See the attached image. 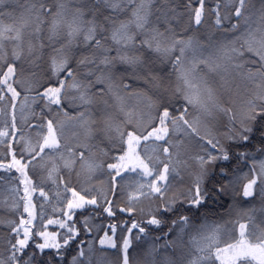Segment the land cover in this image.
I'll return each mask as SVG.
<instances>
[{"label": "snow or ice", "instance_id": "6c2138e0", "mask_svg": "<svg viewBox=\"0 0 264 264\" xmlns=\"http://www.w3.org/2000/svg\"><path fill=\"white\" fill-rule=\"evenodd\" d=\"M207 2L208 0H186L185 8L190 17V25L180 32L175 26L179 23V15H169L176 12L175 7H168L167 10L161 7L173 4L174 0H16L17 6L10 11L5 12L0 8V102L7 100L12 109L11 123L0 130V144H7L8 147L5 155L0 157V169L7 172L15 169L23 178H17L18 183L23 185V195H20L19 187L13 189L18 196L13 209L18 211L22 208V212L18 220L9 222L10 255L7 260L0 259V264H52L54 257L62 256L63 250L69 248L80 233L76 227L78 221L74 219L78 210L88 211L89 207L93 210L102 207L103 212L113 219L117 217V212L133 214L136 211L134 206L119 207L113 199L108 198L109 194L116 196L118 180L126 173L151 178L146 183L138 184L136 191L129 195V205L142 199L161 202L151 209L147 225L159 228L168 223L166 217L169 214L177 216L170 221L172 227L164 233L165 238L171 233H175L174 237L166 239L159 248L153 246L146 252L144 264H214V261H219L220 264H264V232L256 235L252 223H239V238L228 242L219 226L197 227L191 223L189 216L178 215L186 207L199 209L209 198L226 195L241 180H247V183L242 184L237 195L244 198L254 196L258 179L262 185L260 190L264 194V161L260 162L259 176L253 175L251 179L248 174L236 176L238 169L229 170L218 165V162H229L233 158L247 160L251 155L247 150L235 152L233 148L247 149L252 146L264 154V0H261L262 6L255 12L250 8L251 0H229L230 7L223 13L222 0H215V7L206 9ZM4 5L5 0H0V6ZM207 14L214 16L215 26L223 30L226 36L231 34L230 39L218 43L215 52L209 55H205V45L197 37H185L182 34L202 25ZM5 17L11 22L5 23ZM230 19H235L236 22L224 28V21ZM45 31L53 45L48 56V68L56 78V83L55 86L50 83L44 86L36 81L37 87H42L43 90L37 92L33 101L39 98L47 101L45 107L56 105L62 109L64 102L69 100V91L78 93L71 97V102L74 107L84 108L85 111L69 119L79 120L81 127L88 129L90 136L99 137V155L109 157L111 151L122 153L110 157L116 161L107 163L110 186L107 190H96V195H92L94 186L84 185H90L94 174L104 167L103 162H97V153L84 145L85 150L78 153L69 148L70 158L65 159L61 153L63 125L58 135L52 120L47 121V134H38L42 143L37 145H32L30 140L25 141L20 129L16 127L15 102L20 97V92L17 91V86L21 83L19 77L29 71L22 65L27 62L38 67L37 61L41 58L45 45L43 42L34 43L33 37L38 38ZM60 40L63 42L55 47ZM80 40L92 50L77 62L78 67L86 69L85 80L76 78L69 55L72 47L77 46ZM5 41L11 42L10 51L6 49ZM141 49L156 54L161 62L171 64L176 76L175 87L164 89L163 93L155 97L143 94L148 111L125 112V118L120 123H116V118L104 110H101L99 119H93L88 106L95 102L96 97L102 98L106 93L113 94L121 102L120 111L124 112L123 98L114 92L111 70L117 62L133 67L143 64ZM113 52L115 55H112ZM229 67L246 68L247 79L256 85V90L248 94L238 113L229 107L221 108L216 89L207 78V72H226ZM29 75L36 80L35 71H29ZM61 75L64 76L63 79H60ZM93 76L95 79H88ZM94 87L96 90L93 92ZM123 87L127 88V85ZM169 91L170 95L167 94ZM24 99L26 101L28 97L25 96ZM175 103L182 105L179 110L174 108ZM217 110L229 115L230 126L227 132L219 138L200 136L201 118L210 117ZM193 113L197 115L193 116ZM64 115L67 116V112ZM36 127L43 128L42 125ZM148 128L151 130L144 134ZM175 131L195 135L210 147H204L202 152L190 157L195 164L191 185L186 190L169 196L172 180L179 176L178 166H188V161L181 159L182 143L173 144L169 138L170 132ZM17 135L19 140H15ZM5 138H12L20 144L19 151ZM254 141L258 142V147ZM149 142L153 145L152 152L162 151L165 160L148 154ZM156 142H162L166 146L161 147ZM105 143L110 147L99 146ZM49 153H60L63 167L78 179L82 178V182L72 186L71 179L60 177V168ZM49 161H52L51 168L47 167ZM158 164H162V168L157 167ZM30 170L34 175L38 170L47 171L46 179L51 180L57 188L62 186V192L54 193L63 204L62 208H53V214H58L57 218L46 219L44 204H40L39 213L36 211L33 194L39 185L29 176ZM217 177L219 180H216ZM2 179L0 176V180ZM39 196L48 199V193L43 187H39ZM87 220L88 217L85 216V228ZM53 226L59 231L48 230ZM118 228L119 224H109L100 244L116 248ZM133 229H137L139 233L146 232L140 222H133L127 229L129 235L120 237L123 264H129L128 249L132 243ZM37 237L42 238L43 242L35 243ZM136 238L139 239V236ZM46 250H55L54 256L47 261L42 260ZM81 257L84 258L83 261ZM72 261L73 264H85V261L92 264L90 254L86 256L83 248L73 256Z\"/></svg>", "mask_w": 264, "mask_h": 264}, {"label": "trees", "instance_id": "16d2710c", "mask_svg": "<svg viewBox=\"0 0 264 264\" xmlns=\"http://www.w3.org/2000/svg\"><path fill=\"white\" fill-rule=\"evenodd\" d=\"M6 1L7 2H5L4 6H0V8H2V10L5 12L10 11L13 7L17 6L16 0H11V1L6 0ZM185 4H186V0H174V3L171 5H163V6L157 5V6L164 7L165 10H167L168 7H175L176 12L169 13V15H173V14L179 15L180 17L179 23L175 25L178 32H180L182 28H188L190 25V17L185 8ZM252 6L261 7L262 6L261 0H251V7ZM214 7H215V0H212L211 2L208 1L206 3V9L214 8ZM229 7L230 5L228 4V2L222 0V8H221L222 13L227 11ZM207 15L208 17L207 16L205 17V20L202 23V25L198 27H193L192 30L187 33H182L183 35H185V37L187 36L197 37L200 40V42H203V44L204 42L211 43V47L209 46L205 47L206 48L205 55H209L211 52H214L215 51L214 46H216L218 43L224 42L226 39L229 38V36H231L230 33L227 34L226 36L223 30L218 29L215 26L213 15L211 14H207ZM4 22L10 23L11 20L8 17H5ZM235 22H236L235 19L224 21V28L230 27V25ZM206 31H208L209 33L204 40L203 37L201 36L204 35ZM43 34L45 35L47 34V32L45 31L37 38L39 41L37 42V44H39L40 42H43L45 44V42L43 41ZM62 42L63 40H60L54 46L59 47V44ZM49 46L50 48L53 47V45H49ZM44 49H49V48L45 46ZM91 51L92 50L88 48L87 46H85L82 40H80L77 42V46L72 47L69 53L70 58H71V67L75 70L76 78H78L79 80H85L84 72L86 71V69L83 66L78 67L77 62L83 56L89 55ZM140 51L143 53V60H144L143 64L133 67L128 64L117 62L114 68H112L111 70L112 75H113L114 92L118 95L120 94L133 95L136 98L138 103L144 100L143 94L146 93L149 96L155 97L157 94L163 93L164 89L170 90L174 88L175 83H176V76H175V73L172 71V66L170 63L161 62L160 58L156 56V54L151 53L150 51H147L144 49H141ZM45 55L46 57H48L49 53L45 51ZM112 55H115V53L113 52ZM249 67H251V65ZM151 75H153V77L157 79L156 86L159 87L161 90L158 93L155 91H151L149 89L148 78ZM50 77L51 79H49ZM63 78L64 76L61 75L60 79H63ZM88 79H95V76L90 77ZM39 82L43 83L44 86H48L49 83L55 86L56 78L52 76V73L49 71L48 64L46 63L43 68V75L40 76ZM124 85H127V88L123 87ZM106 86L107 85H105V87ZM31 89L33 90L29 91L30 93L28 94L30 97H28V99L26 100V104H27L26 109H25L26 113H23L24 110H20L19 112H16L18 108H15V118L18 117L17 120H20V121H22L25 118L23 120L24 122L22 126V129H23L22 131L24 133L26 134L32 133L33 135L37 136L39 133H43L44 130H46V125H47L48 120H52L54 125L55 124L58 125V124H62L58 122L68 120L69 117H75L77 115L78 110L76 107L72 106L73 103L70 100L64 102V107L62 109L58 108L56 105L48 109L45 107L46 100L37 98L35 101H33V97H36L37 92L42 91L43 88L37 87V83H34L32 84ZM95 90L96 88L94 87L92 91L94 92ZM18 91L22 92V89L20 88ZM167 94L170 95L171 92L169 91ZM22 95L23 93H21L20 96L22 97ZM108 96H114V95L106 93L103 96V98L108 97ZM99 98L101 97H96L95 100ZM181 106L182 105L180 103L174 104V108L176 110H179ZM5 108L11 109L7 100L4 102H0V109L4 110ZM65 112H67L68 114L67 116L64 115ZM9 120H10V116L8 115L7 117H5V123H8ZM28 125H32V127H29ZM36 125H42L43 128L41 129L39 127H36ZM229 126H230L229 118L227 120L222 121V128L225 131L228 130ZM4 128H5V125L1 121L0 130H3ZM253 143L258 147V142L254 141ZM108 147H105V148H108ZM4 149H6V146H4ZM96 149L98 150V148ZM245 150L249 151L250 153L255 152L254 153L255 155L259 153L256 150V147H252V146H249L247 149L233 148V151L235 152L245 151ZM120 154H122L120 151H111L109 152V157L101 156L102 158L101 162H103L104 164L103 168L107 172L106 177L108 178V182L104 181L105 183H102L103 188H101L100 190H107L110 186L109 185L110 176H109V171L107 170V163L116 162L110 157L117 156ZM2 156L4 155L0 153V157ZM241 163L243 164L239 166V164ZM234 164H237L236 168L244 169L248 165V158L247 160L242 159V158L241 159L233 158L229 162H223V161L218 162L219 167H227L229 168V170L233 169ZM10 173H17V172L13 170H11V172H7L3 169H0V176L3 177V179L0 181L1 182L7 181L10 184L14 185L15 187H18L17 186L19 184L18 180L9 176V175L16 176V174H10ZM134 174L135 173L123 174V178L118 180V190H117L116 196L113 197L111 194H109L108 198L113 199L115 202V205L119 207H129L130 206L127 200V196L131 191L130 184L136 182L137 180ZM248 174H250V172ZM131 180L133 181L130 182ZM216 180H219V177H217ZM188 181L189 179L187 177L185 178L179 175L174 180H172V187L175 184H179V182H182L181 185H185L186 183H188ZM76 182H74L72 186H75ZM213 183H215V180L213 181ZM241 183L243 184V182L241 181L238 183V186L236 184L233 190H231V192H228L224 196L209 198L205 202V204L201 206L199 209L186 207L185 210L182 211L181 213H178V215L189 216L191 218V223L193 222L192 224L194 225L200 224L202 220L203 222L205 221L218 222L223 217V215L224 217H227V219L232 218L231 223H235L239 221L235 217V214H232L231 216L232 210L234 209L235 212L242 213L245 210V201H248L249 199L254 198L256 196L260 197L262 193L261 190H258V193L250 197L249 199L244 198L241 195H237L236 192L238 190H241L242 188ZM51 186H56V185L49 184V186L47 187L51 188ZM19 187H20V184H19ZM172 187L168 193L169 196L173 194L174 189ZM188 187L182 188L181 186L180 188L176 190L175 193L184 191ZM57 191L62 192L63 191L62 186L60 188H57L56 186L54 193ZM54 193H51V198L49 200L50 205L46 209H44L46 219L49 217L57 218L58 214L57 215L53 214V208L59 209L63 207V204L55 197ZM94 194H97V191L92 192V195ZM41 200L42 198H40L39 203L41 202ZM160 203H161L160 201L154 200V204H155L154 208L157 207ZM104 206H107V205H104ZM38 208H39L38 210V213H39L40 207ZM92 210L93 209L91 207H89L88 211L78 210L77 216L74 217V219L78 221L76 224V227L80 230V233L77 236L76 240L73 242V244L69 248L63 250L62 256L54 257L52 264H71L73 256H76L81 246H83L86 243L89 237L91 238L94 235V234H89V232L86 231V228L84 227V222H83V218H85V216H88V214L90 213L91 215H95V214L99 215L94 220H99L100 224H98V229L93 228V232L98 230V233L104 234L106 231H108L109 224L116 223L120 225V228L117 229V247L112 248L109 246L108 249L104 248V249H107L106 252L108 253L103 251L105 252L104 254H106L108 258L112 259L114 264H122L123 262V252L120 247L121 245L120 237L127 236L128 226L132 224L133 222H140L141 226L146 228V232L139 233L137 229H134L132 231V234H131L132 243L128 249L129 264H136L139 260L142 259L143 254L151 250L153 246H156L157 248H159L160 246L164 245L166 239L170 240L175 235V233H171L169 234L168 237L166 238L164 237V233L168 232L169 228L172 227L170 221L173 219H176L177 218L176 215L169 214L166 217V220L168 221V223L158 228L155 225H147V220L149 218L145 216L150 215V213L145 216L141 214L142 215L141 216L139 214L140 212L138 209H136V211L131 215L127 213L117 212V217L115 219L108 217L107 214L103 212L102 207L99 209H95L93 211ZM194 222H197V223H194ZM8 223L9 221L5 224L2 222V220H0V259H4V260H7V257L10 255L9 250H8L9 249L8 242L11 237V225H8ZM244 223H248V222L244 221ZM236 225L238 226V223ZM254 225L257 226V223H255ZM261 227L264 229V225L263 226L261 225ZM53 229H57V231H59V229L56 226H53ZM137 236H139V239L136 238ZM39 238L40 237L36 238L35 243L42 242L41 238L40 239ZM54 252L55 250H46V254L42 257V260L47 261L49 257L54 256ZM143 259H145V256L143 257ZM214 264H219V262L214 261Z\"/></svg>", "mask_w": 264, "mask_h": 264}, {"label": "rangeland", "instance_id": "374dc122", "mask_svg": "<svg viewBox=\"0 0 264 264\" xmlns=\"http://www.w3.org/2000/svg\"><path fill=\"white\" fill-rule=\"evenodd\" d=\"M8 1H11V0H8ZM208 1L211 2L212 0H208ZM224 1H227L228 4L230 5L229 0H224ZM5 2H7V1L5 0ZM250 8L252 11L255 12V11H258L261 7H258V6H252L251 7V5H250ZM206 16L208 17V15H206ZM208 33L209 32L206 31L204 33V35H202L201 37H203V39L205 40ZM230 38H231V36H229L228 39H230ZM43 41L45 42L44 45L46 47H48L49 49L43 50L41 58L37 61L38 67H33L30 64H28L27 62H23L22 66L25 69H28L29 71H35L37 73V77H36V80L34 81L30 77L29 71H25L22 75H20L19 79H20L21 83L17 86V91L21 88L22 92H20V95H21V93H23V95H22V97L20 96L15 102L16 108H18V110L16 112H19L20 110H24L23 113H26L25 109H26L27 104H26V101L24 98H25V96L30 97L28 95L30 93L28 91V89L32 87V84H34V83H36V81L40 80V76L43 75V68L45 66V63L48 64V57H46L45 51H47L49 54L52 51V48H50V46H49L52 44L48 40V33L45 35L43 34ZM33 42L34 43L39 42L37 37H33ZM204 45H205V47H208V46L211 47V43H208V42H204ZM5 47L7 50L10 51L11 47H12L11 42L5 41ZM215 47L216 46H214V48ZM211 53H213V52H211ZM246 71H247L246 68H244V69H233L231 67H229L226 72L225 71L207 72V70H205V72H207L208 80L213 85V87L216 89L218 100L220 102L221 108L229 107L238 113L240 110L241 104L243 103V101L245 99L248 98V94L250 92H253L256 90V85L247 79V77L245 75ZM151 77H153V75H151ZM156 85H157V79L153 80L149 77L148 78L149 89L151 91H155L158 93L161 90ZM68 95H69V100L71 101V97L78 95V93L69 91ZM119 96L123 98L122 103H123V107H124V112L120 111V103L121 102L117 101L115 99V96H108V97H104V98L102 97V98L96 99L92 105L88 106L89 111L92 114V118L93 119H99L100 115H101V110H104L107 113L112 114L116 118L115 119L116 123H120L125 118V116H124L125 112H128V111H134V112L144 111V112H147L148 111V109L146 107L145 100L138 103L136 98L133 95L120 94ZM104 101H106V104L104 103ZM76 103H79V102L77 101ZM21 104H23V108H21ZM45 104H47V101H45ZM52 106H54V105H52ZM46 108H48V107H46ZM76 108L78 110V113L81 111H85L84 108H81V107H76ZM78 113H77V115H78ZM8 115L10 116V120L8 121V123H5V117H7ZM195 115H197V114L193 113V116H195ZM11 118H12V109L5 108L2 112H0V122L2 121L4 125L10 124ZM17 118L18 117H16V127L18 129H20V132H21V134H23L25 141L30 140L32 145H37V143H42L41 136H38V135L36 136V135H33L32 133L31 134L30 133L29 134L24 133L22 131L23 130L22 126H23V122H24L23 120L25 118L22 121L17 120ZM86 118H87V113H86ZM228 118H229L228 114H225L224 112L219 111V110L215 111L212 114V116H210V117H202L201 118V124L199 125L200 136H208L209 138H211L212 136H215L218 138L223 136V134L226 133L227 131H225L222 128V121L227 120ZM58 123H62V124H58V125L55 124L56 128H57L58 135L60 134V131H61V125H63V129H62L63 136L61 138V145H62L61 153L63 154L65 159L70 158L69 153H68L69 148H71L73 151L78 153L79 151H84L85 149L83 146L87 145L88 148L93 153L98 154L97 162L100 163L102 161V158H101L102 155H99L98 150L96 149L97 145L99 144V137L90 136L88 133V129L86 127H81L79 120L68 119V120L58 122ZM145 123H146V121H145ZM150 130L151 129L148 128L144 132V134H147V131H150ZM42 134L46 135L47 129L44 130V132ZM19 138H20L19 135H17L15 140H19ZM169 138L171 139L173 144L182 143V147L180 149L181 159L188 161V166L185 167L184 165H180V166H178V171H179L180 176H183L185 178L187 177L189 179V181L185 185H181L182 182H179V184H175L172 187L174 189L173 193H175L176 190L178 188H180L181 186H182V188H186V187L190 186L192 183L193 174L195 171V164L190 159V157L194 156L196 153L202 152L204 147H210V146L204 145L203 142L200 141L199 138L196 137L195 135H188L183 131L170 132ZM5 139L8 141V143L12 144V146L15 150L17 149L16 150L17 152L19 151V149L21 147L20 144L16 143L15 140H13L12 138H5ZM156 143L158 145H160L161 147L166 146V145H163L162 142H156ZM65 145H66V147H64ZM4 146H6V149H4ZM25 146H27V145H25ZM99 146L105 148V147H108L110 145L105 143V144H100ZM152 147H153L152 143L149 142L148 154L153 155V156H158L161 160H165V156L162 153V151L153 153ZM7 151H8L7 144H0V153L5 155V153ZM170 151H173V150L170 149ZM254 153L255 152L251 153V155L248 157V165L246 168L238 169V168H236L237 164H234L233 169H238V171L235 172L236 176L243 177L245 174H248L249 172H250V174H248L249 179H251L253 175H256L257 177L259 176V165H260V162L264 161V154L258 153L257 155H255ZM49 155H53L56 165L59 166L60 171H59L58 175L60 177H63L65 180L71 179L72 184L74 182H76V180H77V182L75 183V186L78 183L82 182V178L78 179L74 173H71L69 169H66L63 167V160L60 159V153H55V154L49 153ZM10 158L11 157L9 155L8 159L10 160ZM17 158H19V157H17ZM242 164L243 163L239 164V166H241ZM47 167L48 168L52 167V161H49ZM157 167L162 168V164H158ZM253 168L255 169L254 172H253ZM12 170L15 171V169H12ZM10 174H16V176L9 175L12 178L23 179L22 177H20V174L18 172L17 173H10ZM106 174H107V172L105 171L104 168L101 171H97L94 174V178L92 179L91 184L90 185L85 184L84 186L85 187L94 186L95 192H96V190H100L101 188H103L102 183H105L104 181L108 182V178L106 177ZM134 175L137 178V180H136V182L130 184L131 191L127 196V200H128L129 195H131L133 192L136 191L138 184L146 183L149 179H151L148 177H142V176L138 175L137 173H135ZM29 176H31V178L35 184H38L39 187H43L44 191L48 193V199L45 200L44 198L39 196V187L37 188L36 193L33 194V202L37 206L36 211L38 212V210H39L38 207H40V204H44V209H46L50 205L49 200L51 198V193H54L56 186H51V188L47 187V186H49V184L53 185L51 180L46 179L47 171L38 170L37 174L34 175L33 172L30 170ZM55 178L56 177L54 176V179ZM132 181L133 180H131L130 182H132ZM241 181L243 183H247V180H241ZM241 185H242V183H241ZM17 186L19 187V184ZM237 186H238V184H237ZM261 187H262V185L258 179L257 185L255 186V189H254L255 194L258 193V190H260ZM14 188H16V187L14 185L10 184L9 182H7V181L1 182L0 181V220H2V222L5 224L8 221L10 222L13 220H18L19 214H20V212H22V208L19 209L18 211L13 209V205L16 203V201L18 199V196L13 191ZM19 188L21 189L20 195H23V192H22L23 185L20 184ZM231 190H233V188L230 189L228 192H231ZM94 195H96V194H94ZM40 198H42V200L39 203ZM249 198L250 197H248L247 199H249ZM130 206L137 207L136 209H138L140 212V213L139 212L138 213L140 215L142 214L143 216H145V215L150 213L151 209L154 208L155 204H154V200L142 199L140 201H136L133 205H130ZM232 214H235V217L239 221H237L235 223H231L232 218L227 219V217H224V215H223V217L218 222H211V221L203 222V220L201 219L202 221L200 222V224H196V225H197V227H199L200 225H205L208 227L219 226L221 228L222 233L226 234V238L228 239V242H234L235 239L239 238V223H244V221H246L248 223H252L253 225L255 223H257V226H259V227L254 225L255 230H256L255 234L260 235L261 232H264V229L261 227V225L262 226L264 225V194L261 193L260 197L256 196L254 198L249 199L248 201H245V210L242 213L235 212V210L233 209L231 212V216H232ZM97 216H99V215L98 214L91 215V213L88 214L86 231H88L89 234H94V235L91 238L89 237L88 240L86 241V243L83 246H81V248H83L85 250L86 256L90 254L92 264H114L112 259L108 258L107 255L104 254L107 251V249L109 248V245H101L100 244V239L104 237V234L98 233V230L93 232V228L98 229V224H100L99 220H94V219H96ZM145 217L150 218V215L145 216ZM49 218H52V217H49ZM249 218H251V219L249 220ZM53 219H55V218H53ZM83 222H84V218H83ZM197 222H194V223H197ZM237 223H238V226L236 225ZM8 225H11V224L8 223ZM131 225L132 224H130L128 226V228H130ZM48 230L49 231H57V229H53V227H50ZM90 232H92V233H90ZM127 236H128V232H127ZM41 241L43 242L42 238H41ZM121 243H122V241H121ZM221 246H223V244H221ZM104 248H107V249H104ZM89 250H90V252H89ZM103 251H105V252H103ZM106 253H108V252H106ZM145 253L142 256V259L139 260L136 264H144L143 257L145 256ZM80 259L82 261L84 260L83 257H81ZM71 264H73V261L71 262ZM85 264H87V261H85ZM122 264H123V262H122ZM219 264H220V262H219Z\"/></svg>", "mask_w": 264, "mask_h": 264}]
</instances>
